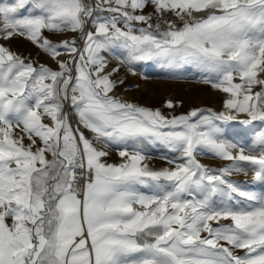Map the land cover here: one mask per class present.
<instances>
[{
    "label": "snow or ice",
    "instance_id": "6c2138e0",
    "mask_svg": "<svg viewBox=\"0 0 264 264\" xmlns=\"http://www.w3.org/2000/svg\"><path fill=\"white\" fill-rule=\"evenodd\" d=\"M150 63L220 107L117 95ZM0 264H264V0H0Z\"/></svg>",
    "mask_w": 264,
    "mask_h": 264
},
{
    "label": "rangeland",
    "instance_id": "374dc122",
    "mask_svg": "<svg viewBox=\"0 0 264 264\" xmlns=\"http://www.w3.org/2000/svg\"><path fill=\"white\" fill-rule=\"evenodd\" d=\"M11 46L14 50H19L25 54L30 52L33 58H36L39 62H47L51 65L50 60L46 56L41 55L37 57L36 49L25 40H13L11 41ZM115 64L116 61L111 60L109 68L115 66ZM138 68L140 75L135 77L130 75L127 76L125 85L117 88V95L144 106L162 108V111H164L166 115L171 113L172 110L163 108L162 106L169 99L178 105L179 102H183V106H177L175 114H180L186 111L190 105L213 108L220 107L222 94L212 90L209 85L200 84L196 79L187 77L184 73L177 72L175 75L170 76L167 70L151 63L144 66H138ZM120 75H124V70H121ZM144 76H147V79H144ZM129 85L131 88H127ZM146 151L148 155L153 157L151 160L152 166H166L164 161L159 159L163 150L149 148L146 149ZM200 159L202 163L212 167H216L222 163L207 156L200 157ZM108 162H120V158L115 150L112 151L111 156L108 158ZM238 179L243 180L246 178L241 176L238 177Z\"/></svg>",
    "mask_w": 264,
    "mask_h": 264
},
{
    "label": "crops",
    "instance_id": "0c3cea01",
    "mask_svg": "<svg viewBox=\"0 0 264 264\" xmlns=\"http://www.w3.org/2000/svg\"><path fill=\"white\" fill-rule=\"evenodd\" d=\"M150 10H151V8L148 9V11H150ZM50 62H51V66L55 67V65L52 63V61H50Z\"/></svg>",
    "mask_w": 264,
    "mask_h": 264
},
{
    "label": "built area",
    "instance_id": "2783aa9c",
    "mask_svg": "<svg viewBox=\"0 0 264 264\" xmlns=\"http://www.w3.org/2000/svg\"><path fill=\"white\" fill-rule=\"evenodd\" d=\"M151 11V10H150Z\"/></svg>",
    "mask_w": 264,
    "mask_h": 264
}]
</instances>
